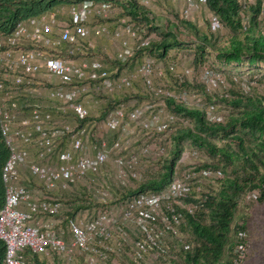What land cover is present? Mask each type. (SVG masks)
I'll return each instance as SVG.
<instances>
[{
	"label": "built area",
	"instance_id": "2783aa9c",
	"mask_svg": "<svg viewBox=\"0 0 264 264\" xmlns=\"http://www.w3.org/2000/svg\"><path fill=\"white\" fill-rule=\"evenodd\" d=\"M166 1L175 7L178 5L179 16L188 20H193L195 13L207 4V0H138L146 7ZM238 1L246 7L257 0ZM260 6L264 12V0H260ZM53 13L19 21L11 33L0 35V123L1 132L10 148L2 173L6 199L0 209V238L5 243L4 264H29L22 256L25 247L68 260L77 253L84 254L88 264H98L112 253L120 256L127 246L133 262L154 264L164 260L168 249L162 245L161 236L177 232L181 224L179 207L193 211V204L186 202L185 197L190 192L189 179L195 176L194 171L177 170L163 188L120 200L117 193L113 195V190L122 191L137 180L145 181L159 169L157 162L167 153L161 123L166 120L169 126L177 121L175 114L165 108V98L174 97L190 105L203 104V98L196 94L194 87L175 91L157 83L155 75H163L166 70L175 73V65L170 63L162 68V61L146 56L145 50V59L130 75L120 73L117 65L109 67L104 57L97 55L74 62L78 54L93 47L87 41L89 28L86 22L93 15L106 16L104 3L88 0L71 4L70 22L59 27L58 39L52 35L57 25ZM208 18L212 31L217 32L223 27L214 12L210 11ZM116 23L113 35L121 39L120 48L111 59L123 65L130 64L139 49L147 47L157 38L155 32H147L128 15L118 17ZM91 29L94 35L100 36L108 32V25L99 23ZM59 42L69 45L66 52L48 50ZM38 74L54 83L68 86H52L48 96L63 101V110L70 111L71 117L56 120L51 111L43 110L38 105L27 109L30 100L24 105L19 104L16 97L23 93L19 86L30 83L31 76ZM111 76L114 78L111 79ZM188 77L191 84L202 85L215 99L227 95L225 89L230 84L225 75L209 65L184 68L178 75L179 82H184ZM135 78L142 80L145 95L149 97H146L143 105L134 98L131 109V117L141 132L140 144L133 148L131 141L121 138L120 134L112 139L110 146L105 139L92 143L89 138L95 127L102 125L115 131L121 130L127 116V103L119 101L97 123L90 118L89 108L80 99L81 94L89 87L97 90L104 88L111 93L121 91L131 88ZM231 81L245 84L253 80L248 75L233 74ZM218 100L220 98L205 106L207 117L214 121L223 119ZM145 114L150 117L145 118ZM64 137L70 139L69 148L58 146ZM88 140L94 149L92 154L82 151ZM30 147L35 148V161L29 160ZM53 154L56 162L50 164L46 160ZM108 162L113 167L111 176L115 188L101 177L106 172ZM25 167L48 190L69 189L82 182L92 190L96 201L103 204L113 202L110 206L115 209L108 208L85 221L63 214L70 232L68 240H65L63 231L55 230L51 220H35L37 216L53 218L64 208L59 200L49 196L41 198L21 183ZM248 196L256 200L258 192L252 190ZM33 220L35 222L30 223ZM128 229L132 231L133 239L129 237ZM239 239L242 242L234 248L235 264H245L248 252L246 233L240 231ZM188 247L189 244H185V248Z\"/></svg>",
	"mask_w": 264,
	"mask_h": 264
},
{
	"label": "trees",
	"instance_id": "16d2710c",
	"mask_svg": "<svg viewBox=\"0 0 264 264\" xmlns=\"http://www.w3.org/2000/svg\"><path fill=\"white\" fill-rule=\"evenodd\" d=\"M86 1L88 0H0V35L11 33L19 21L46 15L63 4H81ZM92 1L97 3L104 0ZM119 4L123 15L130 16L147 32H155L157 37L147 47L139 49L134 57L142 56L145 50L156 58L165 59L171 48L181 45L179 30L183 25L194 30L196 37H199L195 48V67L204 64L201 63L208 47L216 57L225 62H240L243 59L251 64L264 62V12L260 0L246 7L238 0H207L206 6L209 10L217 14L223 26L229 29L225 38L215 36V32L210 29L209 20L211 34H199L194 22L181 18L179 14L181 19L171 21L156 15L138 0H126ZM114 63L119 68L123 65L121 62ZM248 78L253 81L242 84V89H234L230 85L225 89L227 95L217 97L220 98V106L226 104L234 111L228 116L223 114L221 121H214L207 117L205 106L217 98L200 84L194 86L187 79L179 82L177 76V91L194 87L195 91H200L203 104L190 105L174 97L165 98L166 107L175 114L177 121L164 129L171 144H166L167 153L157 162L159 169L135 187L130 185L116 194L120 200L148 190L157 191L166 186L179 170L178 159L184 141L201 149L205 154L206 159L200 166H193L195 176L189 179L190 192L185 197L186 202L193 204V211L178 208L181 224L178 225L177 232L161 236L160 241L168 252L164 260L156 262L158 264H235L234 248L242 242L239 232L243 231L247 235L245 214L239 213V205L244 199L247 202L264 201V90L260 93L255 90L262 74L251 73ZM119 101V96H114L112 106ZM179 118H186L191 124L184 123ZM197 152L192 151L193 154ZM9 155L10 148L1 132L0 123V209L6 199V184L2 173ZM212 168L221 173V177L216 180L217 187L213 183L198 180L199 177H207ZM252 190L258 192L256 200H251L248 196ZM93 203L92 201L88 204ZM101 204L104 207L111 205ZM81 206H74L71 211L63 209V214L73 216ZM62 220L64 227L66 226L65 235H68L70 232L67 219ZM186 227L192 232L190 238L183 234ZM127 233L133 239L132 231ZM63 237L68 240L64 234ZM185 244H189V247L185 248ZM4 255L5 243L0 238V264H4ZM122 255L112 253L106 260L111 257L121 258ZM22 256L29 264H51L49 259L41 257L40 253L32 251L30 247L23 249ZM56 256L58 261L64 259Z\"/></svg>",
	"mask_w": 264,
	"mask_h": 264
},
{
	"label": "rangeland",
	"instance_id": "374dc122",
	"mask_svg": "<svg viewBox=\"0 0 264 264\" xmlns=\"http://www.w3.org/2000/svg\"><path fill=\"white\" fill-rule=\"evenodd\" d=\"M126 0H104L97 2L104 3V8L106 12V16H91L89 21L86 22L87 27L89 28V37L87 41H90L93 47L81 54H78L74 59V62H78L84 59H90L93 56H101L104 57L105 63L110 65V67H114L115 63L111 57L114 56L116 51L120 48V40L113 35V29L116 26V20L118 17L123 15V9L119 3H125ZM119 2V3H118ZM71 4H63L57 10H54L53 18L56 21V26H54V33L52 35L57 38L58 29L60 26H63L70 22V9ZM156 15L163 16L169 18L171 21H176L179 18L178 16V5L175 7L172 3L166 1L164 3L155 2L152 6H149ZM211 10H209L208 6L203 5L194 15V19L192 22L196 25L199 34H211V31L208 27V17ZM53 12V11H51ZM49 12L47 14L50 15ZM49 19V18H48ZM47 19V20H48ZM46 20V21H47ZM159 22V21H158ZM99 23H106L108 25V32L96 36L92 33V27ZM161 26V25H160ZM179 37L181 39V45L177 47H173L169 50L165 59H159L154 57L153 55L147 53L146 56H152L157 60L162 61V68H166L168 64L172 63L175 65V73L167 71L163 75H155V81L161 86H166L168 89L177 91L176 79L177 76L181 74L182 70L186 67L195 66V48L197 43L199 42V37H196V33L189 27L180 26L179 30ZM229 33V29L223 26L219 31L215 32V36L218 38H225ZM126 37V36H123ZM104 45L103 49H97V45ZM69 45L65 42L56 43L53 48H48L51 51H60L66 52ZM145 59L144 55L134 57L133 61L129 65H122L120 66V73L124 74H133L136 70L137 65ZM209 65L221 72L225 75L227 82L232 86L234 89H242L244 85L242 84H234L231 81V77L233 74L238 75H250L251 73L260 72L262 74V79H260L259 83L257 84V92H261L264 90V62H257L255 64H251L247 59H243L240 62H225L224 60L219 59L216 57L215 53L208 47L205 52L204 61L201 64ZM32 81L27 84H23L19 86V90L22 91V97L28 98L30 100V105L27 106V109L31 110L32 107L38 105L43 110L51 111L53 117L56 120L60 119H68L71 117V112L66 110L64 111V102L57 99H52L48 96V92L50 87L52 86H62L66 88L68 86L54 83L50 81L48 78H45L43 75H34L31 76ZM114 76H111L113 79ZM116 78V77H115ZM176 78V79H175ZM187 82L190 83V78H187ZM200 93L199 90L196 89V94ZM114 94V95H113ZM116 94H120L119 98L122 101H125L127 104V116L124 119L123 126L120 131H115L112 129H108L102 125L93 128L91 136L89 140H92V143L97 142L98 140L105 139L108 146L112 142V139L118 134H120L121 138L129 139L132 143L133 148H137L140 144L141 140V132L138 129V125L136 124L135 120L131 117V109L133 108L132 104L134 103V98L137 99L138 103H142L141 105L145 104L146 102V95L144 91V85L140 78H135L133 81L131 88H125L119 90H114L112 93L107 91L104 88L95 89L89 87L88 90L83 92L80 96V99L83 100V103L89 108L90 111V118L97 123L101 122L104 116L107 114V110L112 107L114 96ZM167 108V107H165ZM168 109V108H167ZM221 112L224 116H228L234 110L231 107L225 104L219 107ZM169 110V109H168ZM145 114V118H149ZM181 121H185L184 123L191 124V122L186 118H179ZM166 120H163L161 123V130L163 137H165L166 144L170 146L171 142L168 139L166 129ZM221 138V137H220ZM88 142L85 144L83 148V152L92 154L94 152L93 147ZM162 142V139L160 140ZM59 147L69 148L70 147V139L65 138L61 141L58 145ZM196 150L197 153L193 154L192 151ZM191 153V154H190ZM190 154V155H189ZM36 155L33 152L29 155V160L35 161ZM206 159L205 154L194 146H192L188 141H184L183 150L179 157L178 167L181 171H194L193 166H200L203 160ZM48 163L54 164L56 162L55 155H51L47 160ZM106 172L103 173L101 176L104 178L107 183L113 188L114 184L112 182L111 172L113 170L112 164L110 162L107 163ZM229 169V168H228ZM221 177V173L218 169L212 168L210 172H208L207 177H199L198 180H203L204 183H213L214 186H218V178ZM142 180H137L133 182V187L141 183ZM21 183L27 186L35 195L44 198L45 196L53 197L56 200H59L63 204V208L66 211H71L74 206L82 205L79 207L73 216H76L82 220H87L93 215H96L99 212H102L106 208H113L114 206H101V202L96 201L93 197V192L91 189H88L86 185L82 182L73 186L69 189H56V190H48L44 188L40 181L34 177L28 171V168H23V178ZM113 195L119 193V190H113ZM44 194V195H43ZM94 202L93 204H88L89 202ZM106 204H110L106 203ZM113 202L111 203V205ZM64 211V210H63ZM239 213L245 214V226L247 229V245H248V252L246 256V263L245 264H264V201L260 202H247V200L241 201L239 205ZM54 218V217H53ZM39 219V216L35 220ZM42 219V218H41ZM40 219V220H41ZM35 220L31 221L30 223H34ZM187 238H190L192 232L189 227H186L183 233ZM129 248L125 249V252L121 256V258H109V260H102L99 261L98 264H144L143 262H133L131 259L129 252ZM44 255V254H41ZM49 257L51 264H88V262L84 259V254L77 253L71 260L68 259H60L56 254H52ZM120 259V260H119ZM158 264V263H154ZM174 264H177L176 262Z\"/></svg>",
	"mask_w": 264,
	"mask_h": 264
},
{
	"label": "crops",
	"instance_id": "0c3cea01",
	"mask_svg": "<svg viewBox=\"0 0 264 264\" xmlns=\"http://www.w3.org/2000/svg\"><path fill=\"white\" fill-rule=\"evenodd\" d=\"M155 3H153L152 4V6L154 5ZM102 46H104L103 44L102 45H97V49H99V48H101V49H103L104 47H102ZM109 67H110V65H108ZM41 73V72H40ZM38 75H41V74H38ZM21 95V94H20ZM116 96H120V94H116ZM17 99H18V101H19V104L20 105H24L23 103H25V102H27L28 101V98H26V97H22V96H17L16 97ZM26 109V108H25ZM23 112H25V110H23ZM147 116H149V114H147ZM35 153V148L34 147H30L29 148V153H30V155L32 154V153ZM36 155V154H35ZM62 216H63V209H62V212L61 213H59L58 215H56L54 218H48V217H45V216H40V218L38 219V220H40L41 218V220L40 221H42V220H47V219H49V220H51L52 221V224H53V226H54V229L55 230H59V231H63V233H64V236L68 239L69 238V236H70V234H68V235H65V231H66V226L64 227V224H63V220H62ZM40 256L41 257H46L47 259H49V257L47 256V255H41L40 254Z\"/></svg>",
	"mask_w": 264,
	"mask_h": 264
},
{
	"label": "bare ground",
	"instance_id": "6f19581e",
	"mask_svg": "<svg viewBox=\"0 0 264 264\" xmlns=\"http://www.w3.org/2000/svg\"><path fill=\"white\" fill-rule=\"evenodd\" d=\"M44 195V194H43ZM123 199V198H122ZM192 199V198H191Z\"/></svg>",
	"mask_w": 264,
	"mask_h": 264
}]
</instances>
